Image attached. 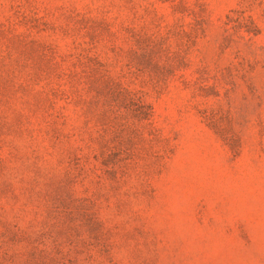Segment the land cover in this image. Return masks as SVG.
Returning a JSON list of instances; mask_svg holds the SVG:
<instances>
[{"label":"rangeland","instance_id":"rangeland-1","mask_svg":"<svg viewBox=\"0 0 264 264\" xmlns=\"http://www.w3.org/2000/svg\"><path fill=\"white\" fill-rule=\"evenodd\" d=\"M0 264H264V0H0Z\"/></svg>","mask_w":264,"mask_h":264}]
</instances>
